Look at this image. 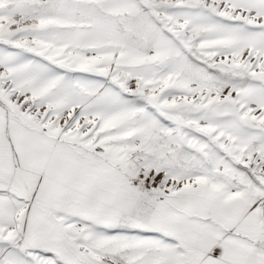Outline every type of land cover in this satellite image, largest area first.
Returning <instances> with one entry per match:
<instances>
[{"label":"snow or ice","instance_id":"1","mask_svg":"<svg viewBox=\"0 0 264 264\" xmlns=\"http://www.w3.org/2000/svg\"><path fill=\"white\" fill-rule=\"evenodd\" d=\"M0 264H264V0H0Z\"/></svg>","mask_w":264,"mask_h":264}]
</instances>
